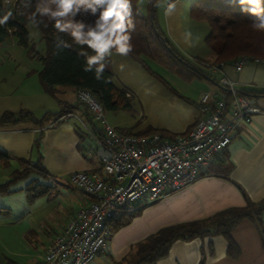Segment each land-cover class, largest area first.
<instances>
[{"label":"crops","instance_id":"0c3cea01","mask_svg":"<svg viewBox=\"0 0 264 264\" xmlns=\"http://www.w3.org/2000/svg\"><path fill=\"white\" fill-rule=\"evenodd\" d=\"M192 1L170 0L175 5L173 11L165 14L163 7H156L155 15L161 31L200 72L199 77L185 80L162 68L163 73L172 75V80L176 79L173 81H177L175 83L179 86L169 82V76L167 82L174 90L171 91L130 58L115 54L111 57L107 69L112 72V82L128 90L130 110L136 115L135 123H129L128 132L140 133L147 128L172 134L188 131L200 116L201 94H225V89L218 82L221 76L233 80L240 93L252 96L260 112L252 115L249 123L239 124L231 133L229 144L199 171L193 182L177 190L166 191L154 202L142 201L128 207L127 213H136L127 224L114 229L113 235L108 236L107 250L89 264H120L130 251H134L137 242L162 227L207 218L223 209L243 207L248 201L264 199V62L250 60L239 71H235L232 63L221 64L214 69V55L203 47L209 28L200 22L203 20L190 17ZM4 40L0 46L6 44ZM8 59L1 58L0 65ZM41 68L34 73L25 69V76L34 79L32 75L38 77ZM163 73L160 74L163 76ZM37 82L35 86L33 82L18 89L17 95L27 102L38 97L44 100L45 93L50 95L53 107L44 103L34 109L29 105L19 107L27 109L42 123L24 120L0 127V152L10 159H24L32 164L37 159L33 143L40 134V165L43 169L40 174L48 180L46 194L54 196L52 201L37 200L23 204L22 211L13 216L8 208H0V218L3 212H9L19 224L11 233L10 240V252L18 264H40L48 244L66 221L88 203V196L68 183V174L98 168L94 154H87L83 147L85 135L74 117H85L83 106L77 104L74 97V87L57 85L49 94L42 89L39 80ZM11 97L0 90V114H16L19 110L12 105ZM65 106L73 109L66 112V116L63 114L52 120ZM116 116L113 114L110 122L115 127L122 124L120 121L114 123ZM259 219L243 218L230 230L229 235L239 249L234 256L227 253V239L218 234L175 240L167 255L154 264H264V212ZM2 263L5 262L0 259Z\"/></svg>","mask_w":264,"mask_h":264},{"label":"built area","instance_id":"2783aa9c","mask_svg":"<svg viewBox=\"0 0 264 264\" xmlns=\"http://www.w3.org/2000/svg\"><path fill=\"white\" fill-rule=\"evenodd\" d=\"M250 60L258 61L237 58L232 63L235 71ZM221 64L216 63L214 69ZM218 82L225 94L203 92L199 118L172 140L157 133L119 131L106 119L102 105L89 90L74 88V97L83 106L86 118L70 116L81 125L86 140L83 147L87 154H94L98 168L68 174V183L84 192L89 201L73 213L48 244L40 264H89L107 250L111 219L136 203L154 202L166 191L195 180L229 144L239 124L249 123L251 116L260 112L255 99L240 93L233 80L221 76Z\"/></svg>","mask_w":264,"mask_h":264},{"label":"trees","instance_id":"16d2710c","mask_svg":"<svg viewBox=\"0 0 264 264\" xmlns=\"http://www.w3.org/2000/svg\"><path fill=\"white\" fill-rule=\"evenodd\" d=\"M132 4L133 19L136 25L132 32L134 49L127 57L171 91L174 90L159 72L152 69L151 63L185 80L199 77L200 72L178 52L159 28L155 15V0L147 1V11L144 13L140 10L137 0H132ZM6 9L13 11V17L7 24L0 26V43L7 35L12 34L18 37L23 46H26L28 21L25 15L19 14L22 11L19 0H15L13 5L5 4L3 0H0V11ZM190 17L194 20H203L208 24L209 30L204 37V43L214 55L213 63H233L241 56L264 62V32L251 28L252 17L242 11L238 0H193ZM78 18L88 21L94 19L91 16ZM38 31L45 46L44 53L39 56L42 68L38 71V80L45 92L52 94L54 86L57 85L83 88L94 95L104 110L120 111L131 108V96L128 90L112 82V72L109 69H105L102 80H96L94 73L83 70V58L78 55V49L72 44L69 36L58 33L51 24L48 27L40 25ZM61 40L71 46L61 45ZM77 104L80 103L77 102ZM71 109L73 107L65 106L56 116L60 117ZM24 120H30L36 124L42 123V120H36L30 113L3 112L0 115V127ZM152 133H157L167 140H172L177 135L153 128H147L137 134ZM39 137L40 134L33 143L37 156L36 162L31 164V169L29 168L28 171H14L8 180L0 183V195L11 192V184L25 177L29 171L43 173L40 165ZM8 159H10L8 155L0 152V163H6ZM18 161L25 160L18 159ZM30 184L29 189L25 190L29 202L45 192V189L36 191V187L34 194H31L30 191L34 190L32 187L36 184ZM262 212H264V199L258 202L248 201L243 207H229L207 218L162 227L135 244L130 264H154L156 260L167 255L169 247L175 240H189L194 237L218 234L227 239V253L234 256L239 249L229 235L230 230L243 218L259 221ZM135 213L122 212L109 221V227L114 230L127 224ZM5 264L18 263L6 259Z\"/></svg>","mask_w":264,"mask_h":264},{"label":"clouds","instance_id":"9594fccd","mask_svg":"<svg viewBox=\"0 0 264 264\" xmlns=\"http://www.w3.org/2000/svg\"><path fill=\"white\" fill-rule=\"evenodd\" d=\"M28 23L39 28L49 24L58 32L71 38L72 44L83 58V70L94 73L102 80L105 69L115 54L127 57L134 49L132 32L135 30L132 0H19ZM142 2V0H141ZM152 2V0H150ZM14 4V0H4ZM242 11L251 17V28L264 32V0H238ZM156 7H163L170 14L175 5L170 0H155ZM91 16L88 21L78 18ZM13 11H0V26L7 24ZM191 35L190 33L188 34ZM61 45H67L60 41Z\"/></svg>","mask_w":264,"mask_h":264},{"label":"rangeland","instance_id":"374dc122","mask_svg":"<svg viewBox=\"0 0 264 264\" xmlns=\"http://www.w3.org/2000/svg\"><path fill=\"white\" fill-rule=\"evenodd\" d=\"M137 4L143 13L146 12L147 0H142V2L141 0H137ZM200 22H202L203 24H207L205 21ZM206 26H208V24ZM26 30L28 32L26 46H23L19 42L18 37L12 34L7 35L4 40L6 44L0 46V59H7L9 57L8 61L3 64L4 66L0 65V90L5 93H9L11 96H13L11 97L10 101H13L12 105H14L15 109H19L21 105H29V107H33L34 109V107L39 106L40 103L48 104L49 107H53L52 98L46 93L44 95L46 96V99L44 100H48L46 102L43 99H39V97L37 99H31L30 102H27L24 98H21L17 95L18 89L31 85L33 82L34 86L38 83V77L35 74L32 75V78L34 79L25 76V69L34 73L39 67L41 68L39 56L44 53L45 49L44 41L41 38V34L38 29L32 27L29 23H27ZM203 47L211 51L205 43H203ZM150 65L152 69L156 70L159 73L165 72L162 71V68L157 67L158 65L154 63H151ZM166 75L163 73V77L166 80L170 76V79L168 81L172 82L174 86L179 87L175 83L177 81H173L176 79L172 80V75ZM130 109L120 111L104 110V115L109 122H112L111 116H113V114H117V120L114 123H118L120 121L122 124H116V128L121 132L130 133L128 132V130L130 131L129 123L134 124L136 120L135 113H133V111H131ZM20 112L30 113L27 109L21 108L17 110L16 114H19ZM64 116L66 115L64 114ZM56 118L57 116L55 114L52 120H55ZM31 164L32 163H29L28 160L21 162L14 159H8L6 163H0V183H3L8 180L10 175L14 171H28ZM30 183L36 184L34 187H32L34 190L30 191L31 194H34L36 187V191L45 189L48 185V180H46L37 171H29L25 175V177L18 179L13 184H11V192L4 195H0V208H8L11 216H13L14 214H19V212L22 211L23 204L29 203L25 190L29 189V187L31 186ZM53 199V195L49 196V194L43 192L40 195L36 196V198H34L32 201H52ZM9 212H3L0 218V259H3L4 262L6 261V259H10L12 261L16 259L15 255L10 252L12 247L10 244V240L11 233H13V230L15 228L17 229L19 224L18 221L15 220V218L11 217L10 214H8ZM114 231L115 230L109 228V237L113 235ZM132 259L133 252L130 251L120 264H130L132 263Z\"/></svg>","mask_w":264,"mask_h":264}]
</instances>
